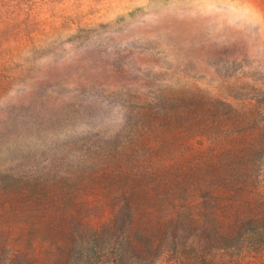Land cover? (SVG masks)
I'll list each match as a JSON object with an SVG mask.
<instances>
[{
	"label": "rangeland",
	"instance_id": "1",
	"mask_svg": "<svg viewBox=\"0 0 264 264\" xmlns=\"http://www.w3.org/2000/svg\"><path fill=\"white\" fill-rule=\"evenodd\" d=\"M113 155L139 215L264 217V0H0V180Z\"/></svg>",
	"mask_w": 264,
	"mask_h": 264
},
{
	"label": "trees",
	"instance_id": "2",
	"mask_svg": "<svg viewBox=\"0 0 264 264\" xmlns=\"http://www.w3.org/2000/svg\"><path fill=\"white\" fill-rule=\"evenodd\" d=\"M117 159L113 155L88 171L48 174L41 181L0 180V264H10L12 250L20 254V264L264 261V217L230 218L225 230L224 222L218 224L216 217L204 213L139 215L142 208L145 212L153 206L152 194L168 192L126 170ZM9 175L15 176L11 171ZM105 205L111 214L96 220L94 214L103 212ZM170 205L164 210L177 207Z\"/></svg>",
	"mask_w": 264,
	"mask_h": 264
}]
</instances>
